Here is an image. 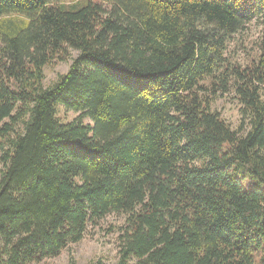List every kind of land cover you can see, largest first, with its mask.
<instances>
[{
	"label": "trees",
	"instance_id": "trees-1",
	"mask_svg": "<svg viewBox=\"0 0 264 264\" xmlns=\"http://www.w3.org/2000/svg\"><path fill=\"white\" fill-rule=\"evenodd\" d=\"M0 164V264L112 214L117 264H264V0H0Z\"/></svg>",
	"mask_w": 264,
	"mask_h": 264
},
{
	"label": "rangeland",
	"instance_id": "rangeland-1",
	"mask_svg": "<svg viewBox=\"0 0 264 264\" xmlns=\"http://www.w3.org/2000/svg\"><path fill=\"white\" fill-rule=\"evenodd\" d=\"M244 33L246 42L251 45V42L257 40L261 33L259 23L253 22L248 25ZM234 47H230V51ZM77 52L73 53V57L77 56ZM241 59L244 58V53L240 51ZM72 58L69 62H59L52 66H47L45 69L46 80L45 85L53 84L60 75L68 72ZM218 110H222L226 121L237 129L241 121L240 105L232 98H221L216 105ZM58 117L63 122L74 121L78 114L73 111H68L63 106H59ZM85 123H91L90 119H85ZM1 168V164H0ZM254 181L247 178L244 180V187L250 190ZM126 216L123 214H112L103 219L96 227L89 228L85 237L78 243L70 244L58 257L47 259L42 262L33 264H93L97 261H102L105 264H117L119 261V236L122 228L125 226Z\"/></svg>",
	"mask_w": 264,
	"mask_h": 264
}]
</instances>
